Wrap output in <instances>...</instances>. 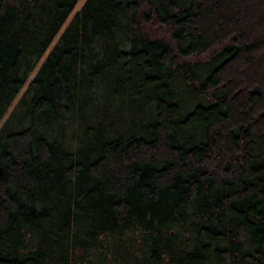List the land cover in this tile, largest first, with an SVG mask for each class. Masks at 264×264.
Returning a JSON list of instances; mask_svg holds the SVG:
<instances>
[{
  "label": "trees",
  "instance_id": "obj_1",
  "mask_svg": "<svg viewBox=\"0 0 264 264\" xmlns=\"http://www.w3.org/2000/svg\"><path fill=\"white\" fill-rule=\"evenodd\" d=\"M76 2L0 0V264H264V0Z\"/></svg>",
  "mask_w": 264,
  "mask_h": 264
},
{
  "label": "rangeland",
  "instance_id": "obj_2",
  "mask_svg": "<svg viewBox=\"0 0 264 264\" xmlns=\"http://www.w3.org/2000/svg\"><path fill=\"white\" fill-rule=\"evenodd\" d=\"M83 0H77L76 5L74 7V10L77 9L79 7V5L82 3ZM72 10L70 12V14L68 15L67 19L65 20V22L63 23V25L61 26V28L59 29L58 33L56 34V36L53 38L52 42H50V44L48 45V47L46 48V50L44 51L43 55L41 56L40 60L42 59V57L47 53V51L49 50V48L51 47V45L54 43L55 39L57 38L59 32L62 30V28L64 27V25L66 24L67 20L69 19V17L71 16L72 12L74 11ZM26 84H24V86L21 88V90L19 91L17 97L19 96V94L22 92L23 88L25 87ZM17 97L14 99V101H12L10 107L8 108V110H10V108L12 107V105L14 104L15 100L17 99Z\"/></svg>",
  "mask_w": 264,
  "mask_h": 264
}]
</instances>
